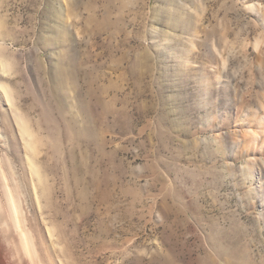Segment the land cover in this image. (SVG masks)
Segmentation results:
<instances>
[{
  "label": "rangeland",
  "instance_id": "1",
  "mask_svg": "<svg viewBox=\"0 0 264 264\" xmlns=\"http://www.w3.org/2000/svg\"><path fill=\"white\" fill-rule=\"evenodd\" d=\"M0 264H264V0H0Z\"/></svg>",
  "mask_w": 264,
  "mask_h": 264
},
{
  "label": "bare ground",
  "instance_id": "2",
  "mask_svg": "<svg viewBox=\"0 0 264 264\" xmlns=\"http://www.w3.org/2000/svg\"><path fill=\"white\" fill-rule=\"evenodd\" d=\"M135 62H136V60H135ZM114 63H115V62H114ZM63 69H64V68H63ZM121 72H122V71H121ZM62 75H63V74H62ZM64 75H67V74L65 73ZM57 84H58V83H57ZM101 86H102V85H101ZM109 89H110V88H109ZM97 93H98V92H97ZM107 94H108V93H107ZM90 96H91V94H90ZM90 96H89V97H90ZM95 96H96V95H95ZM89 99H90V98H89ZM90 100H91V99H90ZM101 100H103V98H101ZM91 101H92V100H91ZM97 101H98V99H97ZM108 101H109V100H108ZM105 102H106V100H105ZM110 102H111V100H110ZM88 103H89V102H88ZM107 104H108V103H107ZM84 105H85V104H84ZM86 105H87V104H86ZM109 105H110V104H109ZM106 106H107V105H106ZM111 106H112V104H111ZM88 107H89V105H88ZM91 107H92V106H91ZM108 107H109V106H108ZM92 108H93V107H92ZM109 108H110V107H109ZM112 108H113V107H112ZM93 109H94V108H93ZM93 109H92V110H93ZM117 109H118V108H117ZM117 109H116V110H117ZM85 110H87V109H85ZM88 110L91 111L90 109H88ZM107 111H108V110H107ZM110 111H112V109H111ZM103 112H104V111H103ZM86 113H87V112H86ZM113 113H114V112H113ZM93 114H94V113H93ZM97 114H98V113H97ZM105 114H106V113H105ZM89 115H90V114H89ZM91 115H92V114H91ZM114 115H115V114H114ZM94 116H95V115H94ZM97 116H98V115H97ZM101 116H102V115H101ZM105 116H106V115H105ZM105 116H104V117H105ZM116 117H117V116H116ZM98 118H99V116H98ZM100 118H101V117H100ZM118 118H119V117H118ZM21 127H22V131L26 133L27 130H26V128L23 126V123H21ZM35 171H36V169H35ZM36 172H37V171H36ZM9 199H10V197H9ZM12 209H13V208H12Z\"/></svg>",
  "mask_w": 264,
  "mask_h": 264
}]
</instances>
